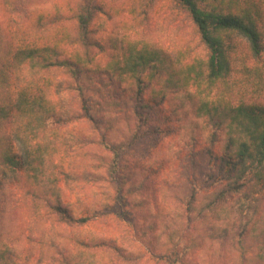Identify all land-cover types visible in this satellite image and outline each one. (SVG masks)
Returning <instances> with one entry per match:
<instances>
[{
    "label": "trees",
    "instance_id": "16d2710c",
    "mask_svg": "<svg viewBox=\"0 0 264 264\" xmlns=\"http://www.w3.org/2000/svg\"><path fill=\"white\" fill-rule=\"evenodd\" d=\"M34 2L0 0V215L5 217L14 209L32 212L37 222H48L52 230L36 242L55 248L58 226L75 232L100 217L142 207L144 202L136 198L144 185L129 180L127 160L138 142L164 132L167 113L161 116V110L169 94L192 87L214 88L241 72L258 80L255 92L262 93L264 0H172L191 21L197 47L205 50L207 58L191 61L181 52L179 59L151 48L141 52L139 61L133 60L130 67L124 65L125 59L126 63L131 59L125 48L120 50L122 60L114 59L109 31L95 29L107 5L98 0H56L53 5ZM234 38L247 44L256 61L254 68L244 63L237 70ZM104 61L108 62L104 65ZM159 78L161 88L154 87L153 81ZM150 91L152 97L147 100ZM223 99L196 108V115L206 118L211 129L203 137V149L191 152L203 164L198 160L181 167L182 181L191 187L181 199L183 220H193L191 214L197 210L202 190L199 186L224 184L215 202L225 206L229 198L237 197L240 208L234 213L238 219L247 214L248 224L241 234L247 240L255 222L254 203L264 191V104L246 97L233 104L231 93ZM193 100L190 96L186 107ZM88 128L93 135L82 133ZM119 134L127 138L116 144L110 138ZM191 140L194 146L200 144L196 136ZM178 157L182 159L181 151ZM148 170L155 169L144 172ZM75 186L84 191L99 187L103 199L97 204L85 200L84 210L77 214L76 203L62 196ZM152 201L150 197L149 205ZM215 218L225 233H229L226 222L235 225L227 210ZM180 226L174 227L179 228L178 236L184 230ZM20 238L10 239L4 226L0 227V264H29L30 255L12 247ZM69 239L86 251H122L112 238ZM159 248L165 258L174 253L167 242ZM193 249L195 244L189 247ZM57 253L53 263L85 264L78 255ZM176 256L181 260L175 258L169 264L183 261ZM46 262L42 255L38 264Z\"/></svg>",
    "mask_w": 264,
    "mask_h": 264
},
{
    "label": "rangeland",
    "instance_id": "374dc122",
    "mask_svg": "<svg viewBox=\"0 0 264 264\" xmlns=\"http://www.w3.org/2000/svg\"><path fill=\"white\" fill-rule=\"evenodd\" d=\"M98 1L108 7L107 12L96 20L95 29L98 33L103 29L109 31L111 40H114V50L111 51L114 59L118 57L122 60L120 50L122 47L125 48L126 57L130 56L131 59L127 63L125 59L124 65L130 67L133 60L139 61L141 52L151 48L165 51L179 59L182 56L181 52L189 55L191 61L207 58L205 50L197 47L191 21L172 0ZM42 2L45 5H53L56 0H35L34 4ZM233 43L236 47L233 57L236 58L237 70H241L244 63L249 68H254L256 61L252 59L247 44L235 38ZM110 59L111 57H108V61ZM108 61H104L103 64ZM249 79L241 72L227 83H219L214 88L208 86V89L199 90L192 87L178 94L168 95L167 103L161 110V116L167 113L164 132L138 142L137 150L127 160L130 168L129 180L144 185L143 193L136 198L137 201L144 202L141 208L136 210L134 207L125 208L123 215L118 213L116 216L100 217L75 232H70L66 226H58L57 248L36 242L44 232L52 233L48 222L41 220L38 223L32 212L28 213L27 210L18 212L14 209L5 217L0 215L1 230L4 226L10 239L21 237L12 247L19 250L22 255H30L29 264H38L42 255L47 260L45 264H58L52 262V257H59L57 252L78 255L85 264H169L175 258L179 259L176 253L183 258L179 264H264V230L260 231L264 229V191L254 203L257 207L255 213L252 209L255 222L247 240H243L241 235L245 229L243 226L248 224L247 214L243 219H238L235 216L237 213H234L240 208V204L235 202L237 197L229 198L225 206L215 202L224 184L210 182L206 185L208 189L199 186L202 190L196 200L197 210L191 214L193 220L189 223L183 220L185 213L181 201L191 191L187 182L184 179L182 181L181 167L184 164L197 163L198 160L203 164L202 159L196 158L191 152L203 149V137H206L211 129L206 118H199L196 115L197 105L222 102L224 96L230 93L233 104H237L242 97L252 101L259 100L264 104V87L262 93L258 94L255 92L258 88L254 85L258 80ZM153 86L161 88L160 78L153 81ZM190 96H193L194 100L188 108L186 106ZM151 97L150 91L146 94V99L151 100ZM74 131L75 128L71 129V132ZM82 133L85 136L94 134L92 128ZM123 136L119 134L110 139L116 144H121L123 138H127ZM192 136L200 140L198 146H194ZM180 151L182 159L178 157ZM72 161L74 162V159L70 160L71 164ZM65 164L66 168H69L66 161ZM146 168L155 170H148L145 173ZM80 187L75 186L71 191L66 189L64 193L62 192V196L68 202L76 203L77 214L84 210L82 204L85 200L89 199L93 204H97L103 199V192L99 187L95 191H84ZM150 197L153 201L149 205ZM223 210H227L228 215H232L235 220V225L226 222L229 233L223 231L222 223L215 218V214L223 213ZM244 210L247 213L246 207ZM178 224L184 227L180 236L179 228H174L178 227ZM31 237L34 238L33 241H30ZM69 237L112 238L122 251L105 249V252L96 253L92 250H82L75 247ZM163 242H167L169 247L172 246L174 250L172 256L165 258L162 254L159 246ZM178 243L182 244L181 247ZM194 244L195 249L189 250Z\"/></svg>",
    "mask_w": 264,
    "mask_h": 264
}]
</instances>
